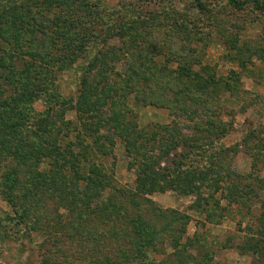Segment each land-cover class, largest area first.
<instances>
[{
	"label": "rangeland",
	"instance_id": "rangeland-1",
	"mask_svg": "<svg viewBox=\"0 0 264 264\" xmlns=\"http://www.w3.org/2000/svg\"><path fill=\"white\" fill-rule=\"evenodd\" d=\"M70 1L88 26L96 32L101 30L105 38L99 44L88 43L87 59L57 73L55 92L61 94V99L72 98L75 105L80 80L86 72L88 83H99L101 71L106 69L107 83L100 81V90L93 93V98L107 99V104L101 107L102 115L118 114L121 127L124 125L129 135L137 137L136 143L147 137V147L139 153L140 146L139 152L130 155L121 136L125 129L119 135L115 128L103 129L106 135L114 137L111 152L104 156L102 150L95 148L86 155L99 170L114 174L115 184L121 190L116 196L111 194L114 193L111 188L101 194L98 187H87L81 181L74 185V195L67 192L63 195L54 180L57 173L54 166L58 164L54 152H49L44 145L52 149L50 144L41 139L36 143L39 133L34 129L41 125L44 129L60 126L63 131L58 135L53 132L49 139L62 146L74 144L73 129L76 125L83 129L87 112L69 103L61 105L57 100L50 104L39 98L31 103L34 117L28 125L17 129H22L28 149L35 142L36 150L43 152L32 154L33 160L28 155L25 166L20 165L10 153L4 156L15 145L13 141L20 132L14 129L0 133V264H96L94 261L102 258V253L111 250L108 247L114 238L108 232L113 225L107 222L113 219L110 213L118 215L116 229L129 239L135 235L134 214L155 218L159 227L174 215H188L186 226L182 224L185 217L175 223L172 232L159 237L161 242L158 241L146 261L134 260L132 264H264V9L256 6L263 5L264 0H236L241 7L232 0ZM39 20L43 21L42 17ZM128 30L132 34L144 33L154 48L160 50H156L159 72L153 79L152 93L147 92L148 86L143 89L142 84L127 91L130 84L120 79L126 75L130 62L129 57L122 56L129 44L120 33ZM17 63L22 62L18 59ZM180 63L192 65L196 71L201 65L209 67L210 71L207 70L219 84L217 92L209 95L193 90L190 76L177 80ZM46 72L43 70V74ZM0 81L5 83L3 79ZM175 89L184 95L175 96ZM9 93L5 92V96ZM172 96L177 100L172 102ZM156 101L159 103L154 105ZM164 103L171 106L164 107ZM207 106L211 111L204 109ZM190 109H198L194 120L187 115L193 113ZM183 110L189 113L184 114ZM47 113L50 117L44 124L41 117ZM207 116L228 125L223 136L216 132L208 137L197 131L194 124L203 123ZM174 120L185 140L165 155L172 145L169 127ZM152 133L155 139L150 137ZM11 134L15 138L9 141ZM93 137L87 135L86 143L92 144ZM1 141L11 142L10 146L4 149ZM35 169L41 172V177L32 181ZM13 171L18 172L17 177ZM141 171H147L148 176L139 178ZM183 178H192L199 190L182 194L167 186L170 179L184 182ZM71 180L72 177L68 182ZM142 181L147 183L138 190L135 201L122 197ZM35 191L40 196L36 194L37 199H29ZM29 192V198L21 201L29 207L25 225L16 218L18 212L9 200L14 193L16 199ZM22 205L17 208H23ZM90 205L95 213L91 216ZM105 213L110 220H106ZM89 217H93L92 222ZM93 237L103 241L99 257L95 241H88ZM177 239L179 246L174 245Z\"/></svg>",
	"mask_w": 264,
	"mask_h": 264
},
{
	"label": "trees",
	"instance_id": "trees-1",
	"mask_svg": "<svg viewBox=\"0 0 264 264\" xmlns=\"http://www.w3.org/2000/svg\"><path fill=\"white\" fill-rule=\"evenodd\" d=\"M232 2L241 7L239 1L232 0ZM199 4L200 6H204L203 2H199ZM256 6L259 9H264V4L257 3ZM36 13L38 14L36 15ZM81 16L77 7H75L70 0H0V80L3 79L5 82L1 83L0 81V133H6L14 129H16L18 133L20 132L19 138H15L12 134L9 136V141L15 138L13 141L16 142L14 146L9 145L11 142L8 144L7 142L3 143L1 141V143H3L4 149L10 146L4 156L10 153L17 158L20 165L22 164L25 166L24 160L27 161L28 155L31 156L30 158L33 160L35 159L33 156L35 152H43V150H36L38 146L34 145L35 142L29 146L33 148H30L31 150L28 149V145L26 147V139L22 137V129H17L21 126L28 125L29 119L34 117V110H30L31 107L29 106L31 103L36 102L39 98H43L50 104H52L54 100H57L61 105L69 103V106L73 105L77 108H84L87 115L84 121H82L83 129H79L77 125L75 129H73L76 135V142L74 144L69 142V145L62 146L56 143V141L49 139L53 132L58 135V133L60 134V132L63 131L60 126L58 127L56 125H54V127L51 125L46 129L42 127L43 125L35 128L34 132L39 133L36 138V143H39V139H41V142L48 145L50 144L49 147L54 149L52 150L44 145L45 148L50 150L49 152H54V160H57L58 163L54 166V172L57 170V173L54 175V180L56 179V188L60 187L59 189H61L63 195L65 192L74 195V185L76 186L81 181H85L86 186L88 185L91 187L93 185L98 187V193L100 192L101 194L106 193L104 191L108 188L114 189V193L112 192L111 194L116 196V193L119 192L121 188L115 184L114 174H108L106 171H102V169L99 170L97 164L88 158L86 154H90L95 148L102 150L104 156L111 152L110 150L114 145V137L106 135L103 129L109 131L115 128L117 129L116 133L118 135L121 130L125 129V132L121 133V136L125 140L126 148L130 155H134L136 150L139 152L138 147L140 146L141 150L139 153L143 152L142 149L147 147V137H143L140 142L136 143L137 137L134 134L129 135V131L123 124V127H121L118 114L115 116L112 114L102 115L101 107L106 105L108 101L105 98L102 100L94 99L92 95L95 91L100 90V81L105 82V84L107 83L109 74H107L106 69L101 71L99 83H88L86 79L88 71L86 72L81 78L82 80H80V93L75 105L72 103V98H66L65 100L61 99V94L55 92L57 90L55 87L57 86L54 80L57 73L59 71L63 72L69 70L81 59H87V55L88 57L90 55L88 43L96 41L97 44H99L105 38L101 36V30H97V32L96 30H92V27H90V25L88 26V21L82 19ZM39 17H42L43 21H40ZM28 28L27 35L26 31ZM70 31H72V33ZM120 34V37H122L123 40L127 39L126 43L129 44L128 49L122 56H127L130 59L126 75L120 78L121 81L130 84L127 85L130 86L127 87L129 88L127 91L133 88V86L142 84L143 89L145 86H148L149 90H147V92L151 91L152 93L151 86H153V89L155 87L153 79H155L157 72H159V63L156 59L157 54H159V52H156L158 49L154 48V45H152V42H150L147 36L144 37V33L132 34L128 30V32H121ZM19 35H22V37H19ZM72 41L76 43H71ZM137 47L138 50L135 49ZM18 59L21 60V65L17 63ZM104 59L105 57L102 60ZM92 64L91 66L93 67ZM201 66L202 68L196 71L192 65H182L180 63L178 69L181 72L176 78L177 80H181L184 76H190V80L193 81V83H191L193 90H200L212 95L217 92L216 90L218 88L216 86L219 84L215 81L213 74L209 72V67L205 65ZM207 69H209V71ZM43 70H47V72L43 74ZM202 72L204 75L201 74ZM151 82H153L154 85ZM220 89L223 90L222 87H219V90ZM7 91H10V93L8 96H5V92ZM175 92V96L184 95L180 89H175L174 93ZM53 93L54 98L52 96ZM155 94L154 92L152 96L155 97ZM171 98L173 99H170L172 102L177 100V98H173V96ZM146 100L149 101L148 97H146ZM158 103L157 101L153 102L154 105ZM165 104L166 103L163 104L164 107L171 106ZM204 109L211 111V107L209 106ZM197 110L198 109H190V112H193L190 114H187L189 113L187 110H183L184 112H182L187 114L191 120H194L198 114ZM49 117L50 113L41 117L44 124L48 122ZM176 122L174 120V124L169 127V137L172 145L165 150V155L181 144L182 140H185L184 137H182L183 133L177 128ZM194 126L197 131L200 130L204 135L209 137L216 132H220L219 136H223L228 125L221 121H216L212 117L208 118L207 116L203 123H196ZM68 132L70 131H67V133ZM87 135H94L93 141L91 142L92 144L86 143ZM5 137H3V139H5ZM150 137L155 139L156 135L152 133ZM7 139L5 140L7 141ZM85 161H88V163L84 164ZM82 171H86V173L82 175ZM148 174L147 171H141L138 177L140 178L141 175L148 176ZM13 175L17 177L18 172L13 171ZM40 175L41 172L35 169L33 171L32 181L35 177H41ZM70 177L73 178V180H71L72 185L68 182ZM63 178L64 180L61 183ZM183 180L184 182H181L182 179H177V181L170 179L171 183L167 186L179 190L182 194H191L193 191L199 190L198 185L192 182V178H183ZM18 182L17 180L16 184ZM146 183L147 182L138 184L136 189L129 193H123L122 197H128L131 202L135 201V196L139 194L138 190H142L141 188ZM40 187L41 183H39V188ZM30 193L31 192L25 194L26 197L23 195V197L19 198L18 196V203L17 198H14L17 196L16 193L12 194L9 200L12 203V207L18 212L16 218L25 225L28 224L26 222V217L29 207L28 205H22L21 201H26ZM32 193L33 196L29 199H37V196H40L37 191ZM109 198L112 197L109 196ZM36 202L37 201H35V204ZM18 205H22L23 208H17L19 207ZM89 208H91V211H89L91 214L89 216L95 214L91 205ZM100 208L103 209V206ZM165 212L166 211H162L163 214ZM105 215H107L106 220H110V216L113 217V219L111 218V220L107 222L113 223L108 232L111 234V238L114 239L108 247V249L111 248V250L106 253L101 252L102 248H100V246H102L101 243L103 241H100V238L93 237L88 239V241H95V248L97 250L96 257H99V254L102 253V258H97L96 261H94L96 264H132L134 260H141L140 262L146 261L149 254L157 247L158 241L161 242L159 237L168 235V232H172L175 223L184 220L185 217L186 221L182 223L183 226H186L188 223V215H174L167 223L164 222V224L159 227L156 224L155 218L150 220L141 213L134 214L132 217V224L135 235L129 239L123 233L121 235L116 229L118 215L116 213H110V216L105 213ZM92 218L90 219L89 217L88 220L92 222ZM176 232H178V230ZM260 237H262L261 240H263V236ZM178 242L177 239L174 245H178ZM258 246L259 245L256 246V249ZM91 253L92 255L95 254L94 249H92Z\"/></svg>",
	"mask_w": 264,
	"mask_h": 264
}]
</instances>
